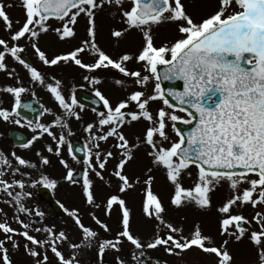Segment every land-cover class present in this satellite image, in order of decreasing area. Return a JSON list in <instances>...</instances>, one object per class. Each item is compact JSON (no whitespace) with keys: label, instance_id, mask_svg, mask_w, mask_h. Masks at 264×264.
I'll use <instances>...</instances> for the list:
<instances>
[{"label":"snow or ice","instance_id":"snow-or-ice-1","mask_svg":"<svg viewBox=\"0 0 264 264\" xmlns=\"http://www.w3.org/2000/svg\"><path fill=\"white\" fill-rule=\"evenodd\" d=\"M21 2L26 20L11 34L10 40L0 38V70L6 71L9 77L16 76L15 69L9 70L6 62V58L11 57L28 71L33 84L46 86L62 111L57 113L43 108L41 116L45 113L53 116L46 123H34L25 117L27 126L35 134L20 146L27 149L45 135L50 137L52 142L45 145V151L59 159L67 170L64 180L72 185L79 184L85 204L94 209H100L102 205L97 199L96 181L92 174L104 181L107 165L116 160L111 175L119 181L118 191L110 194L103 206L105 215L109 217L115 208L119 209L121 230L114 238L101 240L98 231L84 222L79 208H69L63 203H60L63 212L80 231L78 240L74 241L63 228L46 223L47 214L38 207H29L26 201L33 196L31 191H27L29 187H57L59 182L42 170L51 165L50 156L38 151L39 163H36L16 152L10 154V159L0 150V193L8 197L0 203L13 207L12 219L20 225V228L12 227L7 213L0 208V213L4 214L3 221H0V232L3 233L0 262L15 264L13 253L22 251L32 258L33 264H51L50 251L56 258V264H85L84 257L90 254L93 246L98 248V256L102 258L107 250L122 251L128 242L133 246L129 252L130 260L117 257V264H161L160 260L153 261L149 255L158 247H163L170 255H179L195 247L214 255L215 264H234L230 241L234 238L235 242H240L248 235L257 246L259 264H264V210L256 211L251 219L234 211L248 204L264 209V0H220L219 10L200 22L188 13L182 0H132L130 9L123 8V0ZM233 2L240 10L225 15ZM106 5L120 8L122 23L126 25L111 31L114 38L120 39L132 29L142 33L144 44L138 53L124 52L114 57L100 46L98 35L101 26L97 17ZM5 9L4 0H0V18L11 30L13 22ZM81 16L87 21V38L71 51L49 57L39 46L42 34L53 31L61 41L74 39L77 35L75 26ZM53 18L60 22V26H52L50 21ZM165 22H175L180 37L157 45L153 27ZM29 44L44 65L72 63L88 72L111 68L131 80L129 86H136V90L115 105L98 88L95 89V96L106 111H99L98 120L86 125L84 130L88 139L84 147L75 148L69 139L73 135L70 120L81 119L77 109L82 110L84 105L79 103L74 91L70 96L64 94L60 79L53 76L48 82L46 74L24 58L22 54ZM86 52L95 57L94 62H84L82 54ZM133 60L142 64V70L128 67ZM84 79L93 85L102 83L97 76L86 75ZM176 80L182 81V90L162 87L163 81ZM153 81L154 89L148 92L147 86ZM115 83L124 86L125 80L117 79ZM29 91L23 81L18 86L0 88V92L14 97L11 109L0 105V118L20 125V109L37 111L31 103H22V94ZM157 100L164 107L153 111L151 105ZM132 105H135L134 109ZM176 109L186 113L188 118L177 115ZM142 120L148 126L143 138L135 136L136 142L133 143L124 128ZM177 122L194 126L185 132ZM169 126L178 140L170 137ZM110 139L114 140L113 150L103 148L101 144ZM142 144L150 149L148 156L153 167L165 170L168 182L174 187L171 204L177 208L191 204L201 210H211L212 193L222 182L228 183L230 195L217 208L221 214L220 235L227 237L220 244L204 233L199 222L189 235H184L183 227L165 219L167 208L153 190V167L147 169L142 207L145 216L158 223L154 225V235L150 240L146 241L134 233L132 210L124 194L134 189L140 180L130 177L126 168L135 160L136 150ZM65 145L71 159L81 165L79 173L64 158ZM77 152L84 153V158L81 159ZM192 166H196L197 176L193 186L185 187L183 176L187 173L191 178ZM22 168L35 170L38 175L34 177L32 171H22ZM8 171L12 173L11 180L5 178ZM249 173H254L257 178L249 177ZM16 176L21 178L16 179ZM107 183L111 186V180ZM245 183L249 187H242ZM89 215L99 228L111 232L109 224L95 211ZM254 223L258 230L253 227ZM161 226L166 230L164 234H161ZM17 237L23 239V245ZM63 246L70 249L67 256Z\"/></svg>","mask_w":264,"mask_h":264},{"label":"rangeland","instance_id":"rangeland-1","mask_svg":"<svg viewBox=\"0 0 264 264\" xmlns=\"http://www.w3.org/2000/svg\"><path fill=\"white\" fill-rule=\"evenodd\" d=\"M182 2L185 4L188 13L193 16L196 22H200L204 18H207L208 16L214 14L217 10H219L220 7V0H182ZM4 3L6 5V13L8 14L10 20L13 22V26L11 30L7 28L2 29L1 27L0 38L10 40L7 39L5 35L8 36L11 32L14 33L16 30H18L25 22L26 15L21 0H4ZM131 5L132 2L123 0L124 9H130ZM239 10L240 8L235 4V2H233V4L227 9L225 15L230 14L233 11ZM120 12V8L106 5L104 10L97 17L98 23L101 26L100 33L98 35V43L106 52H108L110 55H113L114 57H118L124 52H131L133 54H136L141 50L144 44L142 33L137 29L130 30L124 37L120 39H116L111 35V31L113 29L126 27V25L122 23ZM50 23L53 27L60 26V22L55 19H52ZM75 28L77 35L74 39L61 41L58 39L57 35L53 31H49L46 34H42L39 40V46L42 50L46 51L49 57H53L57 54H62L71 51L73 48L79 46L80 42L83 39L87 38V21L85 18H83V16L78 18V23ZM153 32L155 34L157 45H159L162 41H175L177 38L180 37V33L177 30V25L175 22H165L158 26H154ZM20 43H24V41H21ZM0 50H2V48H0ZM33 52L35 51L29 44L26 48L25 53H23L22 55L29 56L32 59L34 66H36L39 70L46 74L48 82H51V77L54 76L49 71H54L56 73L55 77L62 81L63 91L66 96L67 94L70 95L67 90H70L72 93L73 91H75L74 88H68L69 86H67L66 83H74L75 80L73 74L82 73V75L85 76L87 70L80 68L79 66H76L72 63L64 64L62 62L61 64L56 66L44 65L38 57H35L33 55ZM82 55L83 60L86 63H92L95 60V57L93 55L88 54L87 52ZM6 62L8 64L9 70L15 69L16 76L9 77L6 71L0 70V88L7 86H18L19 82L23 81L24 86L26 88H29L30 91L25 94H22V99H31V97H33L34 99L41 102L43 108L47 107L57 113H60V111H62L58 106V102L55 101L54 97L46 88V86L33 84L30 80L28 71L18 62H15L11 57H7ZM128 67L133 70H142V64L137 63L135 60L129 62ZM88 76H97L102 79V83L98 85H93L91 82L88 81H85V83L87 82V86L91 89L90 91L94 93L95 89L98 88L107 98L110 99L113 105H115L118 101L125 99L131 91L136 90L135 85L129 86L131 85V80L123 77V75L118 73L117 70L111 68L98 69L90 73L88 72ZM117 79L125 80V85H117L115 83V80ZM154 86V81L149 82L147 86L148 92H152ZM0 102H2V104L12 102L11 107L10 104L8 107L3 106L11 109L14 105V97L11 94L0 92ZM133 106L135 107V105ZM160 107H164V105L162 103L154 104V102L151 105L153 111ZM57 108H59V110ZM80 113V121L85 124L87 118L90 117V114H87V112ZM176 114L185 119L187 118V116L183 113L176 112ZM52 119V115L45 113L41 117L39 122L46 123L50 122ZM74 119L73 122L75 121ZM76 123H73L72 127L76 126ZM147 126V122L142 120L139 123H133L131 126L126 125L124 131L129 140L135 143L136 141L134 137L140 136L142 139ZM13 129L28 134L30 138L35 134L32 128L27 126V124L22 120L21 124L17 125L12 123L11 121L6 122L2 118H0V150H2L5 154H8L10 159H12L10 154L12 152H16L18 155L24 158L39 163L37 160L36 148L45 149V145L47 143L52 142L51 138L48 136H44V142L40 141L43 138L38 140L42 144L37 145L38 142L36 141L33 146L30 147L33 148L37 145L34 149L24 151L22 149L13 148L11 143L7 140V134ZM168 131L170 137L173 140H178V137L171 130L170 126ZM82 136L83 135H78L77 132H75L72 136L69 137V139L71 141V139ZM83 138V142L88 139V137L85 135ZM113 143L114 140L112 139L105 142V148L113 150ZM149 150L150 149L146 144H142L141 147L136 150L135 160L127 166L126 171L128 172L129 176L133 178L138 177L140 183L134 189L130 190L129 193H126V196H124V198L127 200L128 206L132 210V230L135 234L141 236L146 241L152 239L155 231L154 225L158 223L156 220L149 219L148 217H146L142 207L144 200V189L146 187L144 185V180L147 178L148 175L147 169L149 167H153L152 159L148 156ZM63 155L64 158L69 161L71 166L77 170V172L81 170V165L75 164L69 156L67 145L64 146ZM53 157L54 159L51 160L56 161V165L52 164V167H54L53 173L45 172V169L48 167H44L42 170L47 175L56 179L59 182L55 190L51 189L54 199L59 202V204L63 203L69 208H79L83 214L84 222L98 231L99 239L102 240L106 238H114L116 233L121 230V225L119 223L120 211L118 208H115L112 215L109 217L105 215L103 205L106 201V198L110 194H114L118 191L117 185L119 184V181L111 175L116 160L110 161L112 164L110 166L112 167L106 168L104 172V175L106 173L104 181L99 180L94 176V174H92L93 178L96 181L95 187L97 199L98 202H100L102 205L100 209H94L85 204V199L82 195V189L79 184H68L69 182L64 180V176L66 175L67 170L60 164L59 159L57 157ZM13 166H16L15 160H13ZM22 171H32L34 177L38 175L35 170H28L22 168ZM190 171L192 173L191 178L187 175V173H185L183 176L182 182L185 187L193 186V180L197 176L198 170L196 166H192L190 168ZM151 175L155 176V180L153 182V190L159 195L162 202L167 208V212L165 213V219L169 222L174 223V225L178 227H183L184 235H189L190 232L193 230V226L197 222H199L204 233L207 235H211L217 244H220L223 239L227 238L225 236L220 235L219 221L221 219V214L217 211V208L221 206L230 195V189L227 182H222L212 193L213 207L211 208V210H201L198 209L195 205L191 204L177 208L171 204V198L174 195V187L168 182L165 170L161 167H153ZM248 175L251 178H257L255 174ZM5 178L9 180L13 178L11 171L7 172ZM15 178L20 179L21 177L16 176ZM108 180H111V186L108 185ZM62 184L66 185L67 191L66 193L64 192V194L61 191ZM40 187L42 186H38L35 188H27V191H31L33 193V196L26 201L27 205L29 207H38L39 210L44 211L47 214L45 221L46 223L55 224L58 229L63 228L70 234L74 241L78 240L80 236V231L78 228L75 227L72 219L67 216V214H65L64 212L62 215H57L51 207H49L45 202H43L38 195V189ZM242 187H249V185L245 183L242 185ZM63 188L65 187L63 186ZM67 194H69V196ZM7 199L8 197L6 196V194L0 193V200ZM0 208H3L4 213H7L8 222L11 224V226L14 228H20V225L12 219V216L14 214L13 207L9 206L7 203H0ZM258 210L264 209H262L259 205L256 208H253L251 204L234 209L235 212L242 213L249 219H251L255 215V212ZM92 211H95L96 215L99 216L100 219L104 220L106 223L109 224V226L111 227V232H105L102 228H99V226L94 223L91 216L89 215V213ZM3 219L4 214L0 213V221H3ZM253 227L258 230V226L255 225V223L253 224ZM165 232L166 230L163 229V226H161V234H164ZM32 234L35 235L36 233L33 232ZM0 238H3L2 232H0ZM17 239H20V243L21 245H23V239L19 237H17ZM229 248L234 254V264H259L257 246L254 245V243L249 239L248 235H246L240 242H235L233 238V240L230 241ZM132 249L133 246L130 243L126 242L123 245L122 251L117 252L115 250H107L104 256L101 258L98 256V248L96 246H93L90 251V254L84 257L85 264H117V257H120L127 261L130 260L129 252ZM63 250L66 256L70 252V249H68L67 246H63ZM165 253L166 252L163 247H158L156 250L150 251L149 255L152 257L153 261L157 259L160 260L161 264H164L165 261L167 262V264H215L216 262V257L214 255L206 254L195 247L192 250L185 251L183 253H180L179 255H165ZM48 254L51 258V264H56V258L53 256V254L50 251ZM13 259L15 261V264H33L32 258L24 255L22 251L14 252ZM0 264H2V262H0Z\"/></svg>","mask_w":264,"mask_h":264},{"label":"water","instance_id":"water-1","mask_svg":"<svg viewBox=\"0 0 264 264\" xmlns=\"http://www.w3.org/2000/svg\"><path fill=\"white\" fill-rule=\"evenodd\" d=\"M1 22V20H0ZM162 87H164L165 89L167 88H173V87H177L178 90H182V81L176 80V81H163L162 82ZM79 100L87 105V106H93V107H98V105L100 106L99 103H97L94 99H92V97L90 98L89 96L84 97L83 95H78ZM175 103V101H173ZM22 103H31L33 105V107L35 109H37V111H31L29 109H20L21 111V117L22 118H27V119H31L33 121H36L39 116H40V111H42V105L34 102V101H30V102H22ZM26 120V119H25ZM178 127H180L183 131L187 132L191 127L194 126L193 125H186L183 124L182 122H177ZM9 139H11L13 141V144L15 146H20L22 143H26L27 142V137L18 132V131H12L9 134ZM74 145L75 148H82L84 147L83 145H81V143L79 142H73L72 143ZM77 155L83 159L84 158V153L82 152H77ZM40 196L43 200H45L48 204L52 205V207L54 208V210L60 214L61 213V208L60 206L54 202L52 200V196H51V191L48 188H42L39 190Z\"/></svg>","mask_w":264,"mask_h":264},{"label":"flooded vegetation","instance_id":"flooded-vegetation-1","mask_svg":"<svg viewBox=\"0 0 264 264\" xmlns=\"http://www.w3.org/2000/svg\"><path fill=\"white\" fill-rule=\"evenodd\" d=\"M95 117H96V114H92L91 117L86 121V122H87L86 125H87L88 123H95L96 120H97V119H95ZM104 143H105V142H101L102 146L104 145Z\"/></svg>","mask_w":264,"mask_h":264}]
</instances>
